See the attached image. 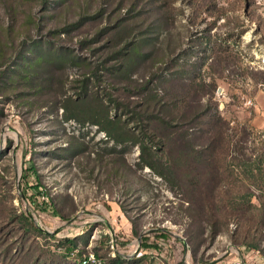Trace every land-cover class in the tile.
<instances>
[{"label":"rangeland","instance_id":"374dc122","mask_svg":"<svg viewBox=\"0 0 264 264\" xmlns=\"http://www.w3.org/2000/svg\"><path fill=\"white\" fill-rule=\"evenodd\" d=\"M114 250L264 264V0H0V264Z\"/></svg>","mask_w":264,"mask_h":264},{"label":"built area","instance_id":"2783aa9c","mask_svg":"<svg viewBox=\"0 0 264 264\" xmlns=\"http://www.w3.org/2000/svg\"><path fill=\"white\" fill-rule=\"evenodd\" d=\"M142 253H152V252L146 250L145 252H141V254ZM114 258H116L115 250H114L113 254H111V256L110 255L109 256H102V255H98V254L92 252L89 256L84 257L82 263L83 264H112V260ZM160 264H165V262L161 261Z\"/></svg>","mask_w":264,"mask_h":264},{"label":"trees","instance_id":"16d2710c","mask_svg":"<svg viewBox=\"0 0 264 264\" xmlns=\"http://www.w3.org/2000/svg\"><path fill=\"white\" fill-rule=\"evenodd\" d=\"M162 235H163V237H166L165 234L162 233ZM164 235H165V236H164ZM144 242H145V243H144V246H145V247H151V246H152V244H149V243L146 242V241H144ZM112 264H124L123 261H122V256H121L120 254H118V255L116 256V258H114V259L112 260Z\"/></svg>","mask_w":264,"mask_h":264}]
</instances>
